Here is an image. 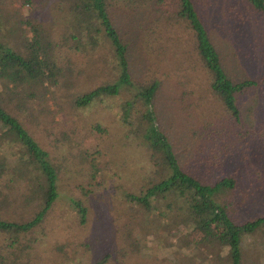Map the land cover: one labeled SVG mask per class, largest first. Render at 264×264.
I'll return each mask as SVG.
<instances>
[{"label":"trees","instance_id":"obj_1","mask_svg":"<svg viewBox=\"0 0 264 264\" xmlns=\"http://www.w3.org/2000/svg\"><path fill=\"white\" fill-rule=\"evenodd\" d=\"M55 1L61 4L60 10L57 6L59 25L55 29L18 18L6 31L18 39L0 38V264H38L30 251L44 236L43 223L56 197L62 163L54 162L38 144L23 115L35 110L39 113V102L48 98L67 100L76 109L94 101L104 106V100L118 98L113 120L121 137L132 143L145 161L140 182L122 191L124 199L155 213L160 220L182 226L188 245L206 247L214 261L241 264L242 236L264 228V214L233 220L231 214L238 210V203L232 196L236 179L231 172L239 162L244 168L256 162L251 173L262 175L264 146L255 159H249L248 149L258 147L261 134L244 139L235 124H240L238 100L242 94L248 100L264 101V75L234 77L227 71L194 11L198 0ZM235 1H240L247 19L264 8V0ZM217 5L230 6L228 0H217ZM118 21L137 28L133 36L141 62L134 76L126 55L131 40L122 39ZM174 32L183 33L181 41L188 44L192 63L181 58L172 62L165 56ZM76 53L83 54V66L79 62L72 66ZM82 72L99 83L86 87V82L79 81ZM174 86L185 89L177 100L165 88ZM56 91L60 94L53 97ZM163 96L173 103L160 105L158 100ZM204 102L197 114L191 115L195 104ZM187 109L190 114L180 115L179 111ZM174 117L180 121L186 118L180 127L188 131L182 136L187 146L192 147L202 136L218 134L216 141L222 140L223 151L215 158L217 162L231 160L228 174L204 179L193 162L188 166L179 163L172 151L175 137L168 136L169 130L161 126L162 120L170 122ZM260 120L264 123L263 116ZM79 159H85V154ZM188 159L193 161L192 155ZM69 201L83 221L85 208ZM218 251L223 254L217 259ZM107 257L102 253L82 264H105Z\"/></svg>","mask_w":264,"mask_h":264},{"label":"rangeland","instance_id":"obj_2","mask_svg":"<svg viewBox=\"0 0 264 264\" xmlns=\"http://www.w3.org/2000/svg\"><path fill=\"white\" fill-rule=\"evenodd\" d=\"M237 3L228 0L230 6L219 8L217 0H198L194 11L232 76L264 75V8L252 11L250 19H247L245 9L239 6L240 1ZM55 5V0H28L27 3L0 0V38L10 36L8 40L18 39V35L6 34L7 27L13 26L11 23L18 18L28 19L42 28L55 29L59 25L56 18L61 4ZM116 25L122 39L131 40L126 55L134 76L141 62L137 40L133 36L137 28H132L125 21H118ZM25 36L29 37L28 32ZM182 38L183 33L170 35L171 42L167 44L165 56L172 62L181 58L186 63H192V57L186 51L188 44L181 41ZM72 60V66L78 62L81 66L84 64L81 53H76ZM79 77V81L82 79L81 82H86L89 88L99 83L97 78H89L83 72ZM165 88L175 100L185 94V89L181 87ZM58 94L60 92L56 91L53 97ZM249 100L245 94L239 97L240 124H235L238 125L235 128L243 131L244 139L261 134L258 147L248 149L247 157L255 159L263 152L264 146V123L260 120V116L264 119V115H260L264 101L258 98ZM60 101L59 98H48L39 102L42 107L39 113L35 110L23 115L38 144L47 150L54 162L62 163L56 180V197L43 223L44 236L30 251L35 263L82 264L107 253L105 264L118 260L122 264H221L210 257L206 247L199 245L194 249L189 246L182 226L168 219L160 220L154 217L155 213L144 211L124 199L122 191L140 182L145 172V161L139 150L121 137L118 124L113 120L112 113L118 98L104 100V106L94 101L90 106L79 109L73 108L67 100ZM158 102L163 106L173 103L167 102L165 96ZM174 104L181 105L178 102ZM204 104H195L196 111L191 115H196ZM44 107L46 110H43ZM179 113L182 116L190 114L188 109ZM185 119L180 121L179 117H174L170 122L161 121V126L169 130L168 136L175 137L172 151L179 163L188 166L189 162H193L196 172L204 179L228 174L232 168L231 160L217 162L215 158L223 151L220 147L222 140L216 141L218 134L202 136L192 147L187 146L182 136L188 131L180 127ZM247 129L249 133L246 134ZM190 149L192 152L188 153ZM80 152L85 154V159H79L82 157ZM191 155L193 161L188 159ZM90 162H93L95 170ZM256 164L244 168V164L239 162L231 172L236 179L232 196L238 203V210H234L231 217L237 222L264 214V173H251L257 168ZM69 200L85 208L83 221H79L77 208ZM241 243V264H264V228L242 236ZM221 254L223 251H218L216 258Z\"/></svg>","mask_w":264,"mask_h":264}]
</instances>
